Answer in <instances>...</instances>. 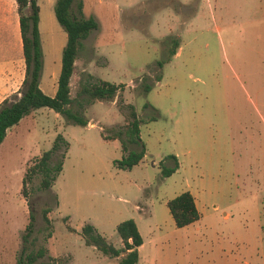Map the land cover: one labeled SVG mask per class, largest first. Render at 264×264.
<instances>
[{"label": "rangeland", "instance_id": "374dc122", "mask_svg": "<svg viewBox=\"0 0 264 264\" xmlns=\"http://www.w3.org/2000/svg\"><path fill=\"white\" fill-rule=\"evenodd\" d=\"M55 1L37 0L41 89L48 95L66 43ZM72 12L97 23L82 40L70 81L71 107L88 123L39 107L7 130L0 143V264L38 251L34 264H118L125 253L109 257L86 245L81 228L90 223L121 247L116 225L129 218L143 240L137 264H264V0H75ZM175 41V56L160 67ZM84 80L123 88L113 100L85 104L77 96ZM128 103L143 120L146 154L118 169L112 161L121 158V145L102 134L126 125ZM57 134L68 143L60 173L46 190L35 175L24 197L25 168ZM183 191L194 196L200 218L177 227L166 202Z\"/></svg>", "mask_w": 264, "mask_h": 264}, {"label": "trees", "instance_id": "16d2710c", "mask_svg": "<svg viewBox=\"0 0 264 264\" xmlns=\"http://www.w3.org/2000/svg\"><path fill=\"white\" fill-rule=\"evenodd\" d=\"M19 14L20 36L22 41V53L25 64L24 78L19 89L21 93L13 101L8 98L0 102V143L6 136L7 130L16 125L20 119L27 115L32 109L48 107L56 113H61L68 120L80 125H87L88 120L81 115L79 109H72L74 98L70 94V81L74 72L75 61L78 50L82 46V40L97 28V23L92 17H77L72 12V3L75 0H56L54 14L59 24L66 31V43L62 49L61 67L57 78V88L54 95L46 94L40 88V77L43 68V52L38 29L39 6L37 0H15ZM81 12L82 3H77ZM167 60H160V67L168 62L178 46L173 42ZM161 78V77H160ZM159 78V79H160ZM122 84H116L106 80H84L80 83L77 96H81L85 104L95 100H113L117 91L122 89ZM147 89H149L146 86ZM82 103V102H81ZM82 107L85 104H81ZM128 108V121L126 125L107 135L102 134L104 139H117L121 145L122 156L112 161L118 169H131L143 160L146 154L145 144L140 136V126L143 120L136 113L135 106L131 103L125 104ZM79 107V108H80ZM156 119L151 117L150 120ZM63 147L61 159L51 163L53 155ZM68 148V143L61 134H57L50 149L36 157L31 164L27 165L22 177L21 193L27 196V187L35 175H40L39 188L46 190L50 188L53 181L62 169V158ZM176 161L175 155H170ZM178 164L173 167L162 169L164 176H170L177 169ZM169 213L177 227H185L200 218V212L196 206L194 196L190 191H183L166 202ZM48 219L47 217L45 218ZM48 221V220H47ZM32 227V215L26 226L30 231ZM122 246L116 247L104 236L97 233L90 223H85L81 228V235L86 245L94 246L97 250L107 256L119 257L118 264H137L138 247L142 244V236L132 218L125 219L116 225ZM43 255L42 251L29 252L24 257L17 259L16 264H34Z\"/></svg>", "mask_w": 264, "mask_h": 264}, {"label": "crops", "instance_id": "0c3cea01", "mask_svg": "<svg viewBox=\"0 0 264 264\" xmlns=\"http://www.w3.org/2000/svg\"><path fill=\"white\" fill-rule=\"evenodd\" d=\"M24 71L25 64L16 1L0 0V102L19 90L24 78ZM55 92L56 89L51 93V96Z\"/></svg>", "mask_w": 264, "mask_h": 264}]
</instances>
